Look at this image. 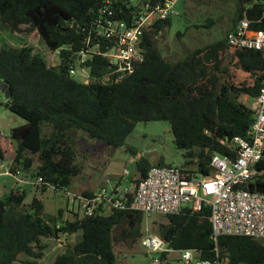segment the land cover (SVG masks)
Listing matches in <instances>:
<instances>
[{"label":"trees","instance_id":"obj_1","mask_svg":"<svg viewBox=\"0 0 264 264\" xmlns=\"http://www.w3.org/2000/svg\"><path fill=\"white\" fill-rule=\"evenodd\" d=\"M102 1L0 0V28L28 41L38 37L51 51L59 49L58 63L49 65L28 42L18 47L0 44V79L11 96L4 105L25 121L10 131L15 145L7 170L12 174L31 170L34 182L42 178L36 184L41 193L49 186L68 187L81 171L75 161L78 133L118 148L137 122L153 120L169 122L175 145L185 150L186 164L194 165L185 172L207 175L213 154L233 157V138L245 136L253 120L250 102L264 82V58L255 49L230 47L226 35L242 18L254 30H263L264 0H240L222 37L187 49L172 61L158 48L159 38L172 23L171 18L162 20L145 37L144 60L130 75L101 82L109 62L94 54L81 63L89 69V81L84 83L74 79L70 69L77 52L85 48ZM151 166L140 158L133 181L145 177ZM258 166L264 167V159ZM245 187L264 191V175ZM25 197L24 191L14 188L0 199V264H37L48 246L44 239H57L61 233L79 237L48 264H115L114 229L127 223V237L143 235L141 211L111 209L104 214L100 206L92 215L74 212L71 220L58 223L61 209L46 214L40 198L34 195L25 203ZM162 215L165 221L157 224L155 234L175 249L198 250L206 260L217 253L223 264H264V238L222 235L215 244L207 207Z\"/></svg>","mask_w":264,"mask_h":264},{"label":"built area","instance_id":"obj_2","mask_svg":"<svg viewBox=\"0 0 264 264\" xmlns=\"http://www.w3.org/2000/svg\"><path fill=\"white\" fill-rule=\"evenodd\" d=\"M176 1L103 0L86 34L85 48L77 52L79 65L97 54L109 62L101 82H116L130 75L144 60L145 37L156 29L157 23L178 14ZM226 40L230 47L258 50L264 58V29L254 30L245 18L235 23ZM53 52L58 54L59 49ZM80 68L88 71L83 72L86 78L82 81L87 83L89 69ZM74 72L75 66L70 69L71 74ZM251 107L253 120L246 135L233 138L235 155L213 154L209 174H190L177 165L155 164L138 182L113 185L110 191L102 186L91 194L68 191L70 200L81 207L84 215H92L105 205L110 210H137L144 214H175L207 207L215 244L222 235L264 238V191L245 187L264 175V167L258 166L264 159V82ZM0 136L6 137L2 131ZM7 173L12 174L8 170ZM18 174L17 170L12 175ZM126 174L127 170L122 176ZM18 181L22 182L20 178ZM41 181L38 177L33 184ZM139 244L145 252L153 253V264H223L217 253L213 260L202 259L198 250L175 249L155 233L143 234Z\"/></svg>","mask_w":264,"mask_h":264},{"label":"rangeland","instance_id":"obj_3","mask_svg":"<svg viewBox=\"0 0 264 264\" xmlns=\"http://www.w3.org/2000/svg\"><path fill=\"white\" fill-rule=\"evenodd\" d=\"M239 1L177 0L174 8L178 14L171 17V26L158 41V48L162 55L172 61L181 57L187 49L203 46L222 37L232 24L231 18ZM177 32L183 34L177 36ZM11 34L8 30L0 28L2 46L18 47L28 42L49 65L58 63V55L51 51L42 39L35 37L28 41L22 39L25 37L22 34L14 36ZM80 66L76 58L75 72L72 76L77 81H83L86 78L84 73L88 72L86 69L82 71ZM5 100L4 94L0 91V131L6 135V138L0 136V139H4L1 143L2 148L13 157L15 144L10 138V131L25 121L5 107ZM75 151V161L81 166V171L72 179L71 185L61 189L49 186L42 193L39 191L40 185L33 184L34 179L30 176L31 170L21 169L17 176H13L7 173L8 165L0 161V199H4L12 189L20 186L21 191L26 193L25 203H29L35 195L43 201L44 213L56 214L61 209L62 217L58 219L60 223L66 219L71 220L74 212L79 215L83 213L81 207L70 200L68 191L70 193L73 191L94 192L102 186L110 191L113 185L124 186L138 177L136 162L140 158H144L151 165L161 163L177 165L181 168L194 167V165L186 164L185 150L175 145L170 124L165 120L137 122L132 132L126 137L125 144L118 148H109L104 142L78 133ZM36 162L34 156V164ZM125 170L128 174L122 176ZM19 178L22 182L18 181ZM109 212L110 208L105 205L104 214ZM164 221L165 217L162 214H144L140 223V231L143 234L155 233L157 224ZM127 229L128 225L124 223L113 231L115 264H153L151 260L153 253L145 252L139 244V237L136 239L127 237L125 235ZM78 237L79 234L76 233L60 235L57 239H44L48 246L37 264H48L55 254L64 250L66 244H73Z\"/></svg>","mask_w":264,"mask_h":264},{"label":"water","instance_id":"obj_4","mask_svg":"<svg viewBox=\"0 0 264 264\" xmlns=\"http://www.w3.org/2000/svg\"><path fill=\"white\" fill-rule=\"evenodd\" d=\"M245 2H250L251 0H244ZM0 91L4 94L6 99H11L10 89L8 85L0 79Z\"/></svg>","mask_w":264,"mask_h":264},{"label":"crops","instance_id":"obj_5","mask_svg":"<svg viewBox=\"0 0 264 264\" xmlns=\"http://www.w3.org/2000/svg\"><path fill=\"white\" fill-rule=\"evenodd\" d=\"M33 47V46H32ZM19 125H21V124H19ZM2 137V136H1ZM4 138H6V137H4ZM0 140H2L1 142H0V149H1V152H2V155H3V159L2 160H0L2 163H3V161H4V163H6L7 161H9L10 160V158H11V156L9 155V154H7V152H6V150L5 149H3L2 148V146H1V143H3V140L4 139H0ZM21 179V178H20ZM22 180V179H21ZM19 189H20V186L18 187ZM21 190V189H20Z\"/></svg>","mask_w":264,"mask_h":264}]
</instances>
